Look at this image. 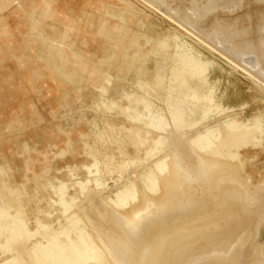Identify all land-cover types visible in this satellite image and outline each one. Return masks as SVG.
Segmentation results:
<instances>
[{"label": "bare ground", "instance_id": "1", "mask_svg": "<svg viewBox=\"0 0 264 264\" xmlns=\"http://www.w3.org/2000/svg\"><path fill=\"white\" fill-rule=\"evenodd\" d=\"M140 1L156 11L179 31L193 38L198 44L218 56L232 68L242 72L264 88L263 81L191 32L171 15L165 14L148 0ZM210 1L207 4L217 2V0ZM9 4L10 0L4 1V6ZM4 6L0 7L5 8ZM37 6L33 5L28 11L32 15L36 14L39 18H46L47 15L44 13L46 10L40 11ZM207 6L206 10L204 7L201 10L204 12V16L213 9L211 5ZM103 7L106 6L103 4ZM97 9L102 10L99 6ZM119 9L117 14L119 13L118 15L124 24L118 29H113V31L107 29V24L104 22L95 25L89 21L93 26L98 27L99 33H105V36L114 40L116 44L112 48L104 49L102 56L99 55L98 51L93 52L92 57L98 59L96 62H92L87 57L88 63H92V65L83 63L82 59L86 57L80 53L77 54L72 49L75 42L68 41L70 34L68 31L73 29L71 26L65 25L67 29L64 31L54 29L52 37L43 35L41 45L49 48L48 53L52 59L63 62L68 61L65 56L68 53L59 47V41H66L69 44V51L75 57H79L77 59H80L78 60L80 66L88 69L89 81L94 84L104 81L107 79L105 74L111 76L114 74L113 65L120 66L125 60V53L134 54L136 47L142 43L133 35H128L127 31L129 20L126 19L128 16L126 17L124 12L136 11ZM223 10L230 11L229 8H223ZM104 11L111 14L109 7L104 8ZM131 20L130 22L137 23L141 27L146 26L140 17L134 19L132 17ZM172 31L187 40L178 32ZM120 32L121 34H119ZM156 36L150 44L148 43L150 50L153 53L171 56L170 58H174L183 67H180V73L178 72L171 78L172 82L179 81L177 82L178 85L173 87L174 96L170 103L164 104L165 113L145 115L147 123L143 124L142 127L153 135L148 136L146 141L148 145L147 148L143 147V154L128 153L124 161L109 172L121 173L130 169L131 175L128 183L113 197L106 194L104 177L105 173L109 171V164L106 162L105 166L101 165L95 146L89 144L90 162L68 166L66 179L53 176L52 186L56 197L50 199L47 212L42 218H38L33 229L30 230L27 227L28 224L26 225V222L20 218L14 219L13 225L0 227V230L2 228L0 233V264H126L124 255H119L112 247L116 242L115 240L122 237L119 231L112 229L115 218L121 220L124 226L132 232L139 231L153 218L163 217L169 211L176 209L191 210V213L196 211V219L199 222L204 218L202 214H206L203 208L204 192L206 194L209 188L214 192L213 200L216 208L222 207L224 197L229 199L227 200L229 202L235 195L237 196V199L242 202L243 214L248 220L245 226L251 225L252 228L253 225L248 243L252 245L257 243L260 233L264 229V176L261 175L257 182L253 181V175L246 171V164L248 161L254 160L256 155L247 156L241 151L248 147L264 149V113L260 111L249 118H239V113L226 105L222 96L218 94L215 83L216 81L220 83V80L213 81L214 83L206 80L210 63L204 58V52L198 46L187 40L200 51L191 45L187 46L183 41L176 42V45L172 44L171 37L167 35H162L164 37ZM125 38L127 39L126 44L123 42ZM84 44H88L86 39ZM173 47L178 54L176 56L173 55L174 52L171 53ZM82 52L84 54L89 53L86 49H83ZM211 59L220 65L217 60ZM94 65H97L103 73L94 71ZM118 69L120 68L118 67ZM58 70H61L62 74L70 76L60 66H58ZM228 71L230 74L233 73L231 70ZM188 80L191 83H200L202 86L200 93L194 97L190 95L192 85H189ZM210 96L215 97L214 101L207 99ZM247 104V102L243 103L242 108ZM155 118L164 121L162 126L153 124ZM82 135L88 137V134L82 133ZM140 146L142 147L141 143ZM146 164L147 168H144ZM26 167L35 175L37 174L31 159L26 162ZM82 170L84 171L83 175L79 173ZM48 171L43 175L48 174ZM58 171L60 172V170ZM134 172H136V177L132 175ZM26 178L29 179V177ZM18 208L20 209V207ZM218 210H214V215L218 216ZM199 239L200 237H194V239L187 241L190 242L187 244L192 245V255H200L204 251L197 247L202 244ZM257 244L254 264H264V241ZM185 248V244H182L177 249L180 252L178 254L185 255Z\"/></svg>", "mask_w": 264, "mask_h": 264}, {"label": "rangeland", "instance_id": "2", "mask_svg": "<svg viewBox=\"0 0 264 264\" xmlns=\"http://www.w3.org/2000/svg\"><path fill=\"white\" fill-rule=\"evenodd\" d=\"M4 1L0 0V6H4ZM102 3L106 7L102 8ZM33 5H38L37 8L40 11L46 10L44 13L47 17L42 19L36 14L32 15L28 10ZM97 5L102 9H100L101 11L97 9ZM6 6H4L5 8L0 7V123H4L6 119L8 123L13 121L14 135L12 138L9 137L12 144H10L11 142L7 145L4 144L7 150L0 151V159H3L5 155L9 160L13 158L14 180H25V177L22 178L20 175L22 171L19 170L24 168L25 159L23 157L26 156H22V140L29 138L32 149L30 155L38 157L39 153L35 150H43V146L42 144L36 145L34 142L42 141L44 135L52 134L54 128L57 130V127L61 126L62 131L71 132V138L76 142L72 146L66 147L65 140H63L62 146L68 150L71 149V154L79 153L77 159L80 162L86 158V154L85 145L80 141L79 133L89 132L92 124V134L96 139L94 145L96 154L101 165L105 166L106 162L109 164V171L105 173L104 177L105 193L113 197L128 183L131 171L127 169L121 173L109 172L122 163L128 153H134V149V154H143V147L147 148L148 145L146 142L148 136L153 135L142 127L143 124L147 123L145 115L165 113L164 104L170 103L174 96L173 87L175 88L179 81L172 82L171 78L178 74L181 66L183 67L174 58H170L171 56L153 53L150 50V42L156 35V37L167 35L171 37L172 44L176 45V42L183 41L187 46H196L166 28L132 0H10V4ZM107 7H109L111 14L104 11V8ZM119 8L136 11L124 12L126 17L128 16L126 19L129 20L128 35H133L142 42L137 46L138 48L136 47V52L134 54L126 52L123 63L120 66L113 65L114 74L112 76L105 74L107 79L94 84L89 81L88 69L80 66L78 62L80 59H77L79 57H75L69 51V44L61 40L59 47L68 53L65 54L68 61H65L66 64L64 61L62 62L63 69L72 72L74 77L73 81L70 82L57 75L51 67L55 60L48 53L49 48L41 45L42 36L49 35L52 37L54 29L64 31L67 29L65 25L71 26L73 29L68 31L70 33L68 41L75 42L72 49L77 54L80 53L86 57L81 58L83 63L92 65V63H88L87 57L92 62H96L98 59L92 57L93 52L98 51L99 55L102 56L104 49L112 48L116 44L114 40L105 36V33H99L98 27L93 26L89 21L95 25L104 22L107 24V29L112 31L115 28L118 29L124 24L118 15L119 13L117 14ZM132 17L133 19L140 17L146 26L141 27L137 23L130 22ZM150 27H158L162 33L155 34L152 38L153 34L146 33ZM154 30L156 29L154 28ZM85 39L88 42L87 45L84 44ZM123 42L126 44L127 39L125 38ZM174 47L171 53L174 52L173 55L176 56L178 54H176ZM83 49L89 53L84 54ZM196 49L198 48L196 47ZM203 56L210 63L206 80H209L210 83L220 80V83L216 81L215 84H217L218 94L221 90L223 95L220 94V96H222L225 104L239 105L243 101L250 102L248 109L242 114L243 118L250 117L259 109L264 111V100L261 94L238 76L225 71L222 66L206 54L203 53ZM150 63L152 64L150 65ZM98 69L97 65L93 66L94 71L103 73L101 69ZM132 73L134 74L132 75ZM53 74H56L55 77L58 80ZM188 83L192 85L190 88L191 96L194 97L200 93L202 89L200 83H191L189 80ZM91 86L95 88L93 89ZM207 99L214 101L215 97L210 96ZM242 104L240 105L241 110L247 106L242 108ZM230 107L236 111L235 107ZM95 109L99 110V114L106 113L103 115L102 123L100 116L95 114ZM109 112H115L116 117H108ZM153 122L157 126H162L161 124L164 123V121L156 118ZM27 126L29 127L28 130L25 129ZM61 134L64 139L65 133L62 132ZM83 136L85 137V135ZM99 143L102 150L99 148ZM127 146L130 152L127 151ZM108 148L112 150H108ZM71 159L72 155L68 154L66 159L58 161V166L65 167ZM1 162L0 227L13 225L14 219L20 218L26 222V225L28 224L27 227L31 230L33 226H36L38 218H42L47 212L50 199L56 197L52 186L54 178H46L44 177L46 175H42L38 177L40 179L37 180L36 184L34 180L29 183L30 186H27L26 183L18 184L11 181L8 173L9 168H6ZM41 167L42 162L37 164L38 169ZM144 168H147V164ZM47 170H50L48 164L43 167L42 171L45 173ZM106 176L114 180L115 189L110 188L109 179ZM114 176L117 178L114 179ZM110 182V185L113 186L114 183Z\"/></svg>", "mask_w": 264, "mask_h": 264}, {"label": "water", "instance_id": "3", "mask_svg": "<svg viewBox=\"0 0 264 264\" xmlns=\"http://www.w3.org/2000/svg\"><path fill=\"white\" fill-rule=\"evenodd\" d=\"M132 1L139 5L143 10L147 11V13L151 14L166 28L178 32L188 41L198 46V48L209 57L217 60L225 71L231 70L233 72L231 75L238 76L241 80L248 83L255 91L262 95V99L264 100V88L262 86L249 79L242 72L232 68L218 56L198 44L193 38L179 31L162 16L157 14L156 11L146 6L140 0ZM148 1L153 3L165 14L171 15L191 32L195 33L205 42L212 45L218 51L264 82V0H217V2L213 4H207L210 0ZM207 5H211L213 9L211 12H207L204 16V12L201 10L203 7L204 9L206 7L208 8ZM223 8H229L230 11H225ZM154 28L156 30H154ZM160 30L161 29L158 27H150L146 30V33L155 35L162 33ZM151 64L152 63H150V65ZM58 66L65 71L63 69L64 65L60 60H55L51 67L57 75L72 82L74 74L70 71H65L69 73L70 76L64 75L61 70H58ZM56 74H53V76L55 77ZM133 74L134 73H132V75ZM221 93L220 90V94ZM243 102H247L248 104L243 110H241L240 105ZM243 102L239 105H226L235 107L236 112L239 113V118L245 119L249 117L243 118L242 114L248 109L250 102ZM98 111L99 110L95 109V114L100 116L102 123L103 115L106 113L99 114ZM260 111L264 113L261 109L256 113H259ZM108 115L110 118L111 116L116 117L115 112H109ZM28 129L29 127H27L26 130ZM62 132L65 133L64 139L62 138ZM82 133L88 134V137H84ZM79 135L80 141L85 145L86 154V158L80 162L77 159V154L79 153L75 152L71 154V149L68 150V148H66L76 143L75 140L71 138V132L66 130L62 131L61 126H58L57 130L54 128L52 134L49 133L44 135L42 141L34 142L36 145L42 144L43 146V150H35L39 153L38 157L30 155L32 149L30 148L29 138L27 140L26 138L22 140V156H26L23 157V159H25L24 168L19 170L22 171L21 176L22 178L25 177V180H14L13 158L9 160L5 155L3 159H0V162L3 160L1 163H3L6 168H9L8 173L11 181L16 183H26L27 186H30L29 183L32 180H34L36 184L37 180L40 179L38 177L44 174L42 169L46 164H49L50 170L44 177L51 178L53 176H60L66 179L68 166L91 161L88 156L89 144L95 145L96 141L92 134V124L89 132H80ZM63 140H65V148L62 146ZM99 148L102 150L100 143ZM6 150L7 147H4V149L0 151ZM108 150L112 149L108 148ZM127 151H129L128 146ZM241 152L247 156L253 154L256 155L254 160L247 162L246 171L251 173L253 175V181L257 182L258 178H261V175L264 176V149H253L252 147H248ZM67 153L72 155V159L69 160V163L65 167L58 166V161L66 159L68 155ZM100 155L102 156V154ZM29 159L32 160L35 172H37L36 175L26 167V162H29ZM40 162H42V167L38 169L37 164ZM58 170H60V172ZM79 173L83 175L84 171L82 170ZM132 175L136 177V172ZM242 175L245 177L244 174ZM26 177H29V179ZM107 178L109 179V177ZM116 178L117 177L114 176V179ZM110 181L114 183L113 186L110 185ZM108 182L110 188L115 189L114 180L109 179ZM213 193V190L210 188L206 194L204 192L205 201L203 208L206 214L202 211L204 213L202 214L204 218L199 222L196 219V211L191 213V210L176 209L169 211L165 216L163 215V217L153 218L139 231L132 232L124 226L121 220L115 218V226L113 225L112 229L117 232L119 231L122 237L119 238V240H115V244L112 245L113 250L117 251L119 255H124L126 264L128 261L129 264H254L257 255V243L264 241V229H262L257 243L253 245L249 244L248 239L251 237L253 225L252 228L251 225L245 226V223L248 222V220H246V217L243 214L244 209L242 208L243 205H241L242 202L237 199L236 195L229 202L227 201L229 199L224 197L225 199L222 201V207L216 208V206H214ZM215 209H219L218 216L214 215ZM179 228L181 229L178 230ZM152 229L154 231L151 234ZM194 237H200L199 240H201L202 244L197 247L204 250L200 255H192V245H189L190 242H187L192 238L194 239ZM182 244H185L186 246L185 255L178 254L180 252L177 251Z\"/></svg>", "mask_w": 264, "mask_h": 264}, {"label": "crops", "instance_id": "4", "mask_svg": "<svg viewBox=\"0 0 264 264\" xmlns=\"http://www.w3.org/2000/svg\"><path fill=\"white\" fill-rule=\"evenodd\" d=\"M12 122L8 123L6 119L4 123H0V138H1L0 140H3V141H0V146H1L0 150L4 149L3 147L4 144L7 145L10 142H11L10 144H12L11 139H9V137L12 138L14 135V122L13 123ZM27 127H25V129H27Z\"/></svg>", "mask_w": 264, "mask_h": 264}]
</instances>
